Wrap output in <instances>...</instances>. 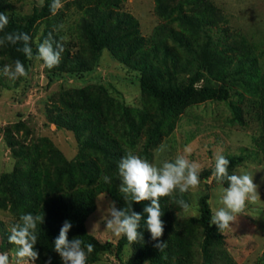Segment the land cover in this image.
<instances>
[{
  "label": "rangeland",
  "instance_id": "374dc122",
  "mask_svg": "<svg viewBox=\"0 0 264 264\" xmlns=\"http://www.w3.org/2000/svg\"><path fill=\"white\" fill-rule=\"evenodd\" d=\"M206 3L216 12L211 11L213 24L191 26L187 17L198 16ZM4 4V12L16 20H24L33 8L41 6L40 0H4ZM61 4L31 28L33 56L38 43L51 36L54 51L58 43L63 44L60 61L63 56L68 60L78 56L89 69H49L42 60L26 58L23 65L28 76L13 80L10 75L15 61L5 44L0 45V174H9L16 165L6 138L29 148L37 145L41 150L47 142L67 160L76 155V135L47 121L46 114L48 109H62L64 103L76 101L78 90L89 93L107 109L114 135L120 140L128 139L129 134L117 115L119 106L131 112L148 110L151 114L155 110L152 97L139 88V72L122 64L105 48L96 54L88 43L85 25L96 19L91 22L93 17L87 9H107L109 17L103 19L104 26L114 22L112 17L117 11H124L136 20L138 33L145 38V60L159 67L165 80L186 83L204 54L212 63L211 73L203 72L193 86H221L226 92L223 98L186 104L173 117L170 130H164L157 143L146 150L145 137L139 132L133 153L145 150V154L138 155L157 165L183 155L200 164L201 170L214 168L217 153L224 157L242 155L243 160L234 164L229 174L241 170L252 173L259 199L248 202L230 228L221 232V240L211 247V264H264V0H61ZM169 30L181 31L189 45L179 43ZM162 45L177 59L176 67L169 57L164 58ZM6 65L11 68L8 73ZM224 187L213 174L200 178L198 188L183 193L190 205L187 211L169 197L172 228L184 231L188 239L185 264H200L202 260V232L196 221L200 195H206L213 213L222 206ZM177 193L178 189L173 196ZM111 202L106 194H96L94 209L84 221L88 233L109 245L96 261L87 264H123L131 253L128 246L115 252L119 236L106 225V209ZM12 216L0 204L3 226ZM16 248L1 237L0 229V253L6 252L12 264Z\"/></svg>",
  "mask_w": 264,
  "mask_h": 264
},
{
  "label": "trees",
  "instance_id": "16d2710c",
  "mask_svg": "<svg viewBox=\"0 0 264 264\" xmlns=\"http://www.w3.org/2000/svg\"><path fill=\"white\" fill-rule=\"evenodd\" d=\"M52 2L53 0H44L43 4L39 8H33L24 20H16L8 16L9 23L3 31H0V35L3 37L5 33L13 31L29 35L36 22L53 13L50 8ZM5 7L4 0H0V12H4ZM202 8L203 10L198 11V16L187 17L190 18L187 21L191 26L200 28L204 23L213 24L214 13L216 15L214 8L209 3L203 4ZM87 10L93 17L91 22H94V18L96 19L94 23L85 25L88 43L93 52L98 54L105 48L122 64L137 70L139 88L152 97L155 110L149 114L148 110L131 112L119 106L120 111H117V115L129 134L128 139L120 140L114 135L107 109L89 93L78 90L76 101L64 103L62 109L53 111L48 109L46 114L47 121L76 135L78 149L72 159H65L47 142L41 150L37 145L29 148L25 144L6 138L16 165L9 174H0V204L9 209L13 215L7 225L3 226L0 222L1 237L8 242L10 229L19 221L21 214L42 215L44 213L43 224L37 226L38 240L35 247L39 252V259L35 261V264H44L48 257H51V264H61L60 257L53 251V240L58 236L60 227L66 219L73 223L68 239L79 238L85 243L93 244L94 250L88 254L87 262L96 261L100 253L107 250L109 245L100 243L88 233L84 227V221L94 209L93 200L96 194H106L112 202H115L117 209L127 206L128 202L124 201L123 194L118 191L120 185L118 162L127 152H133L139 132L145 137L143 149L146 150L148 146H154L157 143L164 130H170L173 117L186 104L223 98L226 95L221 86L204 85L200 88L193 86V82L203 72L211 73L212 63L208 56L200 55L195 70L188 76L186 83L170 81L168 77L165 80L162 70L159 67H152L145 60L146 51L143 47L145 38L138 33L137 22L132 16L124 11H117V15L112 17L114 22L104 26L103 19L109 17L107 9ZM205 11H210V14L206 15ZM113 28H117V32ZM169 34L179 43L189 45L187 37L181 31L169 30ZM29 46L31 47L30 41ZM152 46L156 49L155 44ZM19 47H22V44L5 43L6 51L10 53L12 59L14 61L19 59L24 63L25 55L16 50ZM162 47L164 58L169 57L173 61L171 65L176 67L177 59H174L172 53L170 55L167 53L165 45ZM55 67L62 71L89 69V66L78 56L70 60L63 56ZM145 150L138 154L142 156ZM225 158L230 162L229 170L234 164L243 160L242 155H231ZM213 172L214 168L202 169L200 178L205 179ZM105 176L110 178L109 182H105ZM222 183L227 186V181ZM175 198H182L187 202L183 193H177ZM149 203L150 201L132 203V209L142 215L139 230L143 233V240L129 243L126 237L119 236L115 244V252L121 251L124 246L131 249L129 257L123 264H185L188 239L184 231L172 228L169 197H161L159 200L161 210L164 212L163 235L159 238V242L166 243L163 249L153 247L157 241L151 240L144 223L147 214L143 213V208ZM212 214L206 195H200L196 218L202 232L200 264H211V247L222 238V231L214 225L210 226ZM11 245L17 247L14 244Z\"/></svg>",
  "mask_w": 264,
  "mask_h": 264
},
{
  "label": "clouds",
  "instance_id": "9594fccd",
  "mask_svg": "<svg viewBox=\"0 0 264 264\" xmlns=\"http://www.w3.org/2000/svg\"><path fill=\"white\" fill-rule=\"evenodd\" d=\"M41 5L43 0H40ZM62 7L61 0H53L50 8L53 12ZM9 19L6 12H0V31L8 25ZM63 41L67 37L60 38ZM31 37L24 32L13 31L5 33L0 38V45L10 43L22 44L17 48L29 60L35 59L43 61L44 65L51 69L60 62L61 53L64 51L62 43L57 44V51L53 50L51 36L38 43L37 52L33 56L32 48L29 46ZM5 72L11 71L6 65ZM28 72L23 63L17 59L14 62V71H11L10 79L17 77H27ZM163 150V149H161ZM229 160L222 154L217 153L214 163V178L217 181H227V187L222 189L220 197L221 207L214 210L210 218V226L225 231L237 220L240 213H243L248 202H255L259 199L258 185L254 183L253 174L245 170L239 173L229 174ZM201 165L194 161H189L185 156L180 155L175 160H165L157 165L146 158L131 151L121 157L118 162V175L120 185L118 191L123 194L127 206L117 209L115 202H111L106 209V225L117 236H124L129 243L143 240V233L140 229L141 213L132 209V203L150 201L143 208V213L147 214L144 221L147 231L150 233L152 241H157L153 247L163 249L166 243L159 242L163 235L164 221L159 200L161 197H171L173 202L187 211L190 205L184 199H176L173 193L178 189L180 193L188 192L190 189L198 188L200 185ZM105 182L110 178L105 176ZM198 215V213H197ZM44 213L32 214L23 213L19 216V221L10 229L8 242L17 246L15 251V264H35L39 259V252L35 245L38 240L37 226L43 224ZM73 223L66 219L60 227L58 236L53 240V251L58 254L61 264H87L88 254L94 250V245L85 243L82 239H68L69 230ZM0 264H12L9 255L0 253ZM44 264H51V257L45 260Z\"/></svg>",
  "mask_w": 264,
  "mask_h": 264
}]
</instances>
